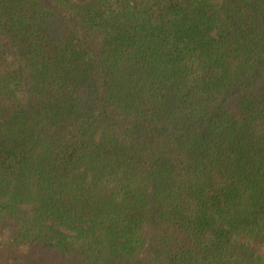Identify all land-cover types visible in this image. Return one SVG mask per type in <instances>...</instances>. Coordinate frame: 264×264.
Wrapping results in <instances>:
<instances>
[{"label":"trees","instance_id":"16d2710c","mask_svg":"<svg viewBox=\"0 0 264 264\" xmlns=\"http://www.w3.org/2000/svg\"><path fill=\"white\" fill-rule=\"evenodd\" d=\"M0 264H264V0H0Z\"/></svg>","mask_w":264,"mask_h":264}]
</instances>
